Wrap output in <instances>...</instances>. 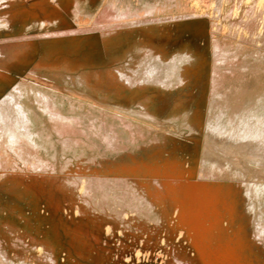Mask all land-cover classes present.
<instances>
[{
    "label": "rangeland",
    "instance_id": "rangeland-1",
    "mask_svg": "<svg viewBox=\"0 0 264 264\" xmlns=\"http://www.w3.org/2000/svg\"><path fill=\"white\" fill-rule=\"evenodd\" d=\"M258 3L0 1V42L34 43L0 61V102L20 88L33 134L0 131V264H264ZM180 57L168 87L95 77Z\"/></svg>",
    "mask_w": 264,
    "mask_h": 264
},
{
    "label": "bare ground",
    "instance_id": "bare-ground-1",
    "mask_svg": "<svg viewBox=\"0 0 264 264\" xmlns=\"http://www.w3.org/2000/svg\"><path fill=\"white\" fill-rule=\"evenodd\" d=\"M1 1V0H0ZM58 1V0H57ZM264 0H259V3L258 4H260L261 2H263ZM239 2H240V0H239ZM66 3V2H65ZM234 3V2H233ZM233 3H232V5H233ZM257 6H259V5H257ZM235 8H236V5H235ZM251 11V10H250ZM259 11V10H258ZM252 12V11H251ZM254 12V11H253ZM103 13H104V15H103ZM103 13H102V15L100 16V17H98L97 19H98V22L100 21V22H102V20L104 21V18H105V16L107 17H109L110 19H112V14H114L115 15V13L113 12V10L110 8L109 10H108V8H107V11L105 12V11H103ZM258 13V12H257ZM229 15V14H228ZM232 15V14H231ZM235 15V14H234ZM259 15V14H258ZM256 16V15H255ZM115 17V16H114ZM249 17V16H248ZM33 22V21H32ZM195 22V21H194ZM198 22V21H197ZM192 24V23H191ZM249 24V23H248ZM197 25H199V24H197ZM202 25V24H201ZM201 25H199V27L201 26ZM204 25V24H203ZM203 31V30H202ZM201 31V32H202ZM67 32V31H66ZM65 31H64V33H66ZM51 35H53V34H51ZM34 45V43H33V41L31 40V39H13V40H6V41H3V42H0V61H1V58H4V60H8V59H10L11 61H18L19 62V60H22L23 59V52H27L26 51V49H28V48H32V46ZM215 45V44H214ZM216 46H217V44H216ZM150 49V48H149ZM219 49V48H218ZM217 49V50H218ZM220 50L222 51V49L220 48ZM216 53V52H215ZM184 56L183 57H187V54L184 52V54H183ZM189 55V54H188ZM27 56V55H26ZM159 58V57H158ZM182 57H180V59H181ZM159 60V59H158ZM173 60V59H172ZM178 60V59H177ZM183 58H182V60H178V62H174V60H173V62L172 63H170V64H167V65H161L160 67H159V64H158V66H151V67H149L147 70H145V72L143 73V74H139V73H137L136 71H134V70H131V69H126V68H124V67H122V66H120V67H114V68H116V69H114V68H108L107 70H105V71H107V73H105V74H107V75H105V74H103V72L102 71H97L95 74V77L97 78V80L98 79H103L104 78V76H107L106 77V79L108 80V81H113V82H120V83H122L124 86H128L129 88L131 87V88H133V86H135L136 85V87H138V88H141V89H145V86H150V84L151 85H159L160 87H168V86H170V82H171V80H172V78L173 77H176L179 73H178V71H177V73H176V70H178V68L177 67H179V64L178 63H182L183 62ZM9 61V60H8ZM160 61V60H159ZM181 61V62H180ZM216 61H217V65H216V68L217 67H219V63L220 64H223V63H225V57L224 56H219V57H217L216 58ZM219 62V63H218ZM10 63V62H9ZM151 64V63H150ZM155 64V63H154ZM182 66H181V68H180V74H185L186 73V71L188 70V65H184V64H181ZM133 66V65H132ZM148 66V65H147ZM233 66V65H232ZM138 70V69H137ZM140 72H141V70H140ZM86 74V73H85ZM182 76V75H181ZM71 79V78H70ZM174 79H176V78H174ZM173 79V80H174ZM80 80V79H79ZM83 80V79H82ZM81 81V80H80ZM86 81H88L89 82V77L87 78L86 77ZM103 82V81H102ZM84 83H85V79H84ZM169 84V85H168ZM86 85H88V84H86ZM90 85V84H89ZM122 85V86H123ZM92 86V85H91ZM124 86H123V88H124ZM135 87V88H136ZM134 88V89H135ZM167 89V88H166ZM138 90V89H137ZM24 94V93H23ZM22 90L20 89V88H18V87H16L15 88V91H13V92H10V94L7 96V97H5L1 102H0V131H1V133H2V135H7V137L11 140L10 142L11 143H13V144H11L12 146H16L15 144H17L18 142L20 143V141H21V139L26 135V136H28V137H33L32 135V133H31V131H30V122H31V120H30V118H29V116H28V113H27V111H26V109H25V105H24V103L22 102V100H21V98H22ZM48 109V108H47ZM249 111V110H248ZM258 114V113H257ZM259 115V114H258ZM258 117V116H257ZM260 118H262V117H260ZM252 119V118H251ZM253 119H255L256 120V118L254 117ZM252 119V121H254ZM259 120V122H260V119H258ZM261 120H263V118L261 119ZM248 121V120H247ZM249 121H251V120H249ZM264 121V120H263ZM217 122V121H216ZM240 122H241V120H240ZM246 122V121H245ZM255 123L254 124H256V121H254ZM219 124V123H218ZM250 124V123H249ZM253 124V123H252ZM259 124L260 123H258V125L257 126H259ZM223 125V124H222ZM244 125V124H243ZM243 125H241L242 127H243V129L242 130H234V129H232L231 131L232 132H230V138H236L237 140L239 139V138H241V139H243V138H245V137H247L248 135H250V131H252V129H250L249 127L247 128V127H245V125L243 126ZM246 125H247V123H246ZM262 125H263V123H262ZM210 126H212L213 127V125L212 124H210ZM209 126V127H210ZM225 126V125H224ZM238 126V125H237ZM250 126H251V124H250ZM253 127H254V125H252ZM215 127H217L219 130H220V128L218 127V125L217 126H215ZM214 127V128H215ZM241 127V128H242ZM244 127H245V129H244ZM255 127H256V125H255ZM224 128H227L226 126L224 127ZM240 128V129H241ZM258 129L259 128H261V125H260V127H257ZM257 128H255V130L257 129ZM261 129H264L263 127L261 128ZM216 130V129H215ZM225 130V129H224ZM228 130V129H227ZM212 131H213V129H212ZM220 131H223V130H220ZM226 131V130H225ZM264 131V130H263ZM228 132V131H227ZM262 132V131H261ZM261 132H258L257 134H259V133H261ZM217 133H219V132H217ZM221 133V132H220ZM218 134V135H221V134ZM224 133V132H223ZM222 133V134H223ZM255 133V131L253 132L252 131V133L251 134H254ZM262 133H264V132H262ZM226 134V133H225ZM4 135V136H5ZM229 134L227 133V136H228ZM1 136V135H0ZM26 136H25V138H26ZM259 136V135H258ZM257 136V137H258ZM6 137V138H7ZM250 137V136H249ZM245 139H249V138H245ZM255 139H256V137H255ZM261 140V139H260ZM253 141V140H252ZM256 141V140H255ZM18 143V144H19ZM24 144V143H23ZM22 144V145H23ZM181 182V181H180ZM181 184H183V183H180V185ZM199 184V183H198ZM177 185H179L178 183H177ZM165 186V185H164ZM182 187V186H181ZM184 187V186H183ZM189 187V186H188ZM197 188V187H196ZM177 189V188H176ZM179 190H180V188H179ZM182 190H184L183 188H181V191ZM189 190H190V188H189ZM180 191V192H181ZM186 190H184V192H185ZM192 191H193V189H192ZM191 191V192H192ZM197 191H200V188H199V185H198V190ZM182 193V192H181ZM188 193H190V192H187V195H190V194H188ZM198 195V194H197ZM204 196V195H203ZM185 197H186V195H185ZM191 197V196H190ZM189 197V198H190ZM192 197H193V195H192ZM205 197V196H204ZM184 198V197H183ZM187 198V197H186ZM189 198H188V200H189ZM191 200L190 201H192V200H194V198H190ZM196 200V199H195ZM195 200H194V202H195ZM189 201V202H190ZM198 201V200H197ZM198 203V202H197ZM202 203V202H201ZM205 203V202H204ZM203 203V204H204ZM199 204V203H198ZM197 204V205H198ZM188 205V204H187ZM195 205H196V203H195ZM195 205H189V206H195ZM201 205V204H200ZM200 205H198V206H200ZM197 206V208H199ZM196 208V209H197ZM191 209V208H190ZM201 209V208H200ZM200 209H197V211L199 212V210ZM184 210V209H183ZM189 211H191V210H189ZM203 211V210H202ZM192 212H194L193 214H195V211H193V209H192ZM191 212V213H192ZM184 213V212H183ZM190 213V212H189ZM185 214H187V213H185ZM197 214V213H196ZM199 215V214H198ZM191 216H192V214H191ZM197 217V216H196ZM192 218V217H191ZM257 222V221H256ZM191 223V222H190ZM261 228H263V227H261ZM259 229H260V227H259ZM262 230H264V229H262ZM261 230H259V232H260ZM197 232V231H196ZM260 234V233H259ZM261 235H263V234H261ZM195 239H197L196 237H195ZM199 240H201V239H199ZM198 244V243H197ZM200 244V243H199ZM242 244V243H241ZM201 245V244H200ZM244 246V245H243ZM199 248H201V247H199ZM238 248H240V247H238ZM235 250H237V249H235ZM230 251V250H229ZM234 251V250H233ZM238 251V250H237ZM236 251V252H237ZM219 256H221V255H219ZM173 258V257H172ZM225 258V257H224ZM231 259V258H230ZM169 260V259H168ZM173 260V259H172ZM224 260V259H223ZM225 261V260H224ZM212 262V261H211ZM213 263H215V262H213ZM172 264H184V262L183 261H181V260H176V258H175V260H173V262H172ZM190 264H208V262H206V261H204V259H202L201 261H199V262H195V263H190Z\"/></svg>",
    "mask_w": 264,
    "mask_h": 264
}]
</instances>
